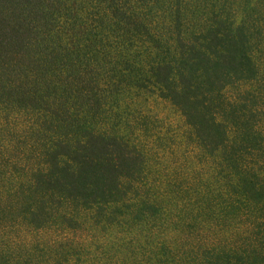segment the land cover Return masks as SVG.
<instances>
[{
    "label": "trees",
    "instance_id": "trees-1",
    "mask_svg": "<svg viewBox=\"0 0 264 264\" xmlns=\"http://www.w3.org/2000/svg\"><path fill=\"white\" fill-rule=\"evenodd\" d=\"M151 98L211 180L149 181L173 153L133 139ZM230 215L243 232L224 235ZM87 221L149 247L143 264H264V0H0V264H82L65 233ZM169 224L219 237L182 262Z\"/></svg>",
    "mask_w": 264,
    "mask_h": 264
},
{
    "label": "rangeland",
    "instance_id": "rangeland-1",
    "mask_svg": "<svg viewBox=\"0 0 264 264\" xmlns=\"http://www.w3.org/2000/svg\"><path fill=\"white\" fill-rule=\"evenodd\" d=\"M139 101H142L139 99ZM148 108V115L156 118L154 123V128L147 129L146 132L141 133L140 129H136L135 133L137 135L133 138L134 141L139 138L143 141H147V146L160 143V140L154 141L151 143L152 136H154L153 131L158 130L160 135L167 138V144L171 151L173 152L170 155L167 150H164V162L167 161L164 165L163 173H161L158 163L151 160L148 163L150 167V173L148 175L150 182H155L156 180L162 186L164 181L169 178L170 175L176 177H181L183 179H189L190 177L195 176L200 181L207 182L211 180V177H207L209 173H214L215 169L212 171L208 164L204 165V162L196 155L197 149H193L190 154H184L185 147L192 149L189 144H186L184 138V124L180 118L178 112L175 108L164 100L153 98L149 99L147 102H143L142 108ZM169 141V142H168ZM161 157L159 161L163 158ZM174 165V166H173ZM207 177V178H206ZM155 179V180H154ZM204 188V183L202 184ZM213 187V184H211ZM86 219V218H85ZM237 218L230 215V220L223 230L224 235L229 236L234 232V230H239L243 232L242 225L247 222V218L244 223L237 222ZM199 226H194L193 228L186 229L181 224L177 226L176 229L169 224L168 228L163 231V233L157 234L159 237H165L167 243L174 250H178L182 255L181 261L189 255L190 250L195 247V253L200 251V245L203 243H208L209 240L217 239L219 236L213 234V228L209 230H198ZM131 229V228H130ZM115 225H107L105 228H100L96 225H91L89 221L82 223V225L73 231H66L65 235L67 240L76 248L80 250V257L82 259V264H143L146 259L149 247L144 250V253L141 254L139 251L133 253L135 244H124L120 242V239L127 237L125 231ZM137 233L146 231L145 228H135ZM14 231V232H13ZM124 233V234H123ZM148 238L150 235L147 230ZM159 233V230L156 231ZM31 232L24 230L13 229L5 230L3 238L9 237L12 239H24L26 242L32 237ZM139 239H142L141 234H137ZM221 235V234H220ZM119 236V237H118ZM155 236V235H154ZM54 232L50 229L45 230L41 233V236L35 235V240H40L44 242L47 246L53 244V241L56 239H61V235H58L53 240ZM134 239V238H133ZM135 240V239H134ZM156 242V241H154ZM27 246H23V250H26ZM87 248V251L85 250ZM131 251V252H130ZM145 264H157L154 260H148Z\"/></svg>",
    "mask_w": 264,
    "mask_h": 264
}]
</instances>
